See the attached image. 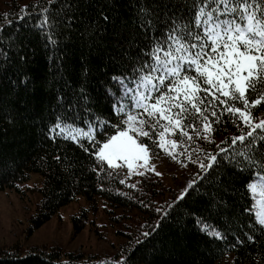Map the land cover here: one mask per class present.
<instances>
[{"label":"trees","instance_id":"1","mask_svg":"<svg viewBox=\"0 0 264 264\" xmlns=\"http://www.w3.org/2000/svg\"><path fill=\"white\" fill-rule=\"evenodd\" d=\"M190 3L54 0L47 13L58 41L53 46L31 27L40 16L33 15L31 21L17 18L24 11L48 8V0H0V190L19 191V184L28 181L31 173L38 174L39 185L32 190L40 197L30 215L27 236L62 206L82 197L86 206L71 217L74 231L86 224L93 227L95 219L89 215L102 210L115 225L112 235L120 240L112 242L115 251L111 254H83L60 246H0V264H115L122 256L127 264H264V226L255 222L254 215L244 213V206L254 203L245 188L251 174L220 158L221 148L231 151L232 138L244 135L246 143L251 129L227 112L221 114L225 105L219 99L212 100L211 93L201 105L209 109L205 112L210 123L207 133L203 127L206 122L193 114L183 122L187 135L182 136L179 130L166 133V141L176 142L174 150L171 143L166 144L167 150L158 147L157 134L164 130L159 126L151 130L152 140L137 137L148 147L152 159L164 157L191 174L180 195L151 171L136 175L129 174L124 165L102 164L91 154L94 146L84 135L96 116L117 123L114 101L107 90L120 95V85L111 78L128 75L147 43L139 9L163 20L166 14L171 17L182 10L187 16ZM25 5L37 7L24 9ZM81 88L88 102L81 98ZM246 95L250 123L264 122V81ZM58 96L63 97L62 103ZM252 99L260 103L251 105ZM73 101L75 107L69 110ZM236 107L243 105L237 102ZM212 110L217 117L211 115ZM57 115L71 121L66 127L61 124L63 134L59 129L49 132ZM145 130L149 131L147 125ZM107 131L114 134L115 130ZM255 133L264 136L262 129L256 128ZM70 134L76 135L77 141L71 140ZM257 143L264 152V141ZM232 147L246 150L240 141ZM211 155H216L219 163L213 162L215 166L205 172L201 165H207ZM198 219L224 238L202 231ZM94 230L97 236L105 237L99 229ZM236 237L243 243H237Z\"/></svg>","mask_w":264,"mask_h":264},{"label":"snow or ice","instance_id":"2","mask_svg":"<svg viewBox=\"0 0 264 264\" xmlns=\"http://www.w3.org/2000/svg\"><path fill=\"white\" fill-rule=\"evenodd\" d=\"M53 2L48 0V8L24 11L17 18L31 21L33 15L40 16L31 27L39 31L47 44L55 46L58 41L53 37L52 23L47 15ZM23 7L35 9L37 6ZM139 12L140 26L146 33L144 38L147 43L135 58L128 75L111 78L120 85L118 97L111 89L107 90L114 101L112 111L117 123L99 116L89 122V131L84 135L94 146L91 154L102 164L107 162L109 167H116L117 160L124 161L131 173L134 161L148 159L147 146L137 144L133 135L152 140L151 130L159 126L164 130L157 134L158 147L167 150L166 144L171 143L174 150L176 142L166 141V133L179 130L182 136L187 135L183 122L193 114H198L197 120L206 122L203 127L207 133L210 123L205 112L209 109L201 105L211 93L212 100L219 99L220 104L225 105L221 114L227 112L251 129L246 134V143L244 135L232 138L231 151L221 148L220 158L242 173L250 172L252 179L245 188L254 203L245 205L244 213L254 215L255 222L264 226V152L257 143L264 141V136L255 133L256 128L264 130V122L250 123L246 95L254 92L257 84L264 81V0H191L187 16L182 10L179 15L168 17L166 14L163 20L156 19L145 8L139 9ZM80 96L85 102L89 101L84 88L80 89ZM57 99L63 102V97L58 96ZM237 102L243 108L236 107ZM259 103V99L251 100V105ZM74 107L75 101L68 106L69 110ZM85 111L91 114L87 108ZM134 111L136 114H133ZM211 115L217 117L216 111L212 110ZM70 122L68 117L57 115L56 123L49 127V132L59 129L63 134L61 124L66 127ZM92 125L96 126L95 129ZM145 125L149 131L145 130ZM108 129H114V134ZM196 135L200 136V132L197 131ZM70 139L77 141V136L70 134ZM237 141L244 144L246 150L237 151L232 147ZM213 162L219 163L216 155L210 156L207 165H201L202 170L207 172L208 168L214 167ZM197 224L202 231L224 238L202 220L198 219ZM248 239L253 238L248 236ZM236 242L243 243L239 237H236ZM115 264H127V258L122 256Z\"/></svg>","mask_w":264,"mask_h":264},{"label":"rangeland","instance_id":"3","mask_svg":"<svg viewBox=\"0 0 264 264\" xmlns=\"http://www.w3.org/2000/svg\"><path fill=\"white\" fill-rule=\"evenodd\" d=\"M133 114H136L133 112ZM129 135H133L129 132ZM137 144H144L138 141L137 136L133 135ZM145 145V144H144ZM147 161L136 160L133 162L131 173L124 161H115L116 167L124 165L129 174H142L151 171L161 178L163 184L179 194L186 189L191 181V174L179 164L169 162L164 157L152 159L150 150L147 147ZM107 163V162H106ZM39 176L31 173L28 181L19 184V191L13 188L0 190V246L9 247L18 244L23 247L32 246H60L67 251L88 253H113L115 249L111 247L112 242H120L118 237L112 235L114 224L107 219V214L102 210L93 215L96 229L101 231L105 237L97 236L93 227L89 224L78 232L74 231L71 223L73 214L79 212L86 202L82 197L79 201H73L62 206L59 211L45 222L38 229H34L30 236L27 230L30 228V215L35 210V203L39 196L38 192L32 190L34 185H39ZM100 231H98L100 233Z\"/></svg>","mask_w":264,"mask_h":264}]
</instances>
